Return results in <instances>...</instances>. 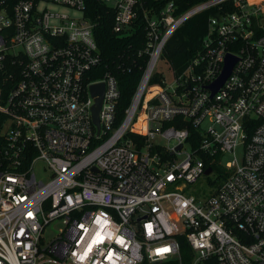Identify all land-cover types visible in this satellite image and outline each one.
<instances>
[{
	"label": "built area",
	"instance_id": "2783aa9c",
	"mask_svg": "<svg viewBox=\"0 0 264 264\" xmlns=\"http://www.w3.org/2000/svg\"><path fill=\"white\" fill-rule=\"evenodd\" d=\"M103 1L115 32H145L122 116L118 78L97 75L86 0H0V69L11 65L0 83V264L161 261L180 256L181 234L191 264H264V0ZM210 8L196 53L181 71L171 62L172 81L153 82L171 36ZM228 54L231 72L212 93ZM212 164L225 168L215 190L187 192ZM55 219L64 227L45 244Z\"/></svg>",
	"mask_w": 264,
	"mask_h": 264
},
{
	"label": "trees",
	"instance_id": "16d2710c",
	"mask_svg": "<svg viewBox=\"0 0 264 264\" xmlns=\"http://www.w3.org/2000/svg\"><path fill=\"white\" fill-rule=\"evenodd\" d=\"M196 1L198 0L185 1L182 9L187 8ZM215 12V8H210L196 14L177 29L169 39L164 49V56L168 57L179 71L185 67L189 59L201 46L209 16ZM85 15L94 23V34L101 51V63L97 75H101L105 71H111L119 80L122 91L119 114L122 116L136 90L148 56L143 50L144 27L136 25L131 32L124 34L115 32L113 29L114 9L103 0H86ZM10 71L11 65L9 64L0 69V83H3L4 79L9 80ZM160 79L161 75L157 73L152 81L158 82ZM157 89V87H153L151 92ZM184 122L188 123V121ZM138 123L137 128H142L143 117ZM131 134L136 139L142 137L137 133ZM178 237L180 256L161 261L145 259L142 264H191L194 250L184 234Z\"/></svg>",
	"mask_w": 264,
	"mask_h": 264
},
{
	"label": "rangeland",
	"instance_id": "374dc122",
	"mask_svg": "<svg viewBox=\"0 0 264 264\" xmlns=\"http://www.w3.org/2000/svg\"><path fill=\"white\" fill-rule=\"evenodd\" d=\"M156 70L160 74H164L165 77L172 81L173 79V71L171 67V60L168 57L162 56L156 65ZM241 151L238 149V155L240 156ZM226 158L230 159L233 157L232 153H226ZM46 165L45 161L39 159L36 161L35 169L37 174L47 179L49 177V173L44 168ZM216 170L213 173L202 174L199 179L193 183H190L186 188V191L189 193H193L197 195L199 198H205L209 196L217 187L218 183L222 181V179L217 178L218 173H223L225 168L221 166H215ZM64 227V223L62 219H55L51 221L45 228L44 235V243H49L52 239L58 236L60 233V229Z\"/></svg>",
	"mask_w": 264,
	"mask_h": 264
},
{
	"label": "water",
	"instance_id": "95a60500",
	"mask_svg": "<svg viewBox=\"0 0 264 264\" xmlns=\"http://www.w3.org/2000/svg\"><path fill=\"white\" fill-rule=\"evenodd\" d=\"M234 62H235L234 56L232 54H228L226 64H225V68H224L223 72L221 73V75L216 80H214L212 83H210L212 93L216 92L220 88L222 83L225 81L227 76L230 74ZM104 87H105L104 83H96V84H93L91 87L93 94L97 95L96 103L93 106V117H94V121L98 127L100 125L99 111L101 109V104H102V100H103ZM179 147H181V145ZM210 171H211V167H208L206 169V173H209Z\"/></svg>",
	"mask_w": 264,
	"mask_h": 264
},
{
	"label": "bare ground",
	"instance_id": "6f19581e",
	"mask_svg": "<svg viewBox=\"0 0 264 264\" xmlns=\"http://www.w3.org/2000/svg\"><path fill=\"white\" fill-rule=\"evenodd\" d=\"M138 125H139V123L135 124V128H137ZM137 129L143 130V126H142V128H137Z\"/></svg>",
	"mask_w": 264,
	"mask_h": 264
}]
</instances>
